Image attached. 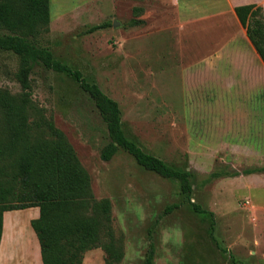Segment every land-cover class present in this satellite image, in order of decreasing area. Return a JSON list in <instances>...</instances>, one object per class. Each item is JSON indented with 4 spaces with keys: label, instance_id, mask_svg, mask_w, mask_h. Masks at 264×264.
Listing matches in <instances>:
<instances>
[{
    "label": "rangeland",
    "instance_id": "obj_1",
    "mask_svg": "<svg viewBox=\"0 0 264 264\" xmlns=\"http://www.w3.org/2000/svg\"><path fill=\"white\" fill-rule=\"evenodd\" d=\"M132 3L51 0L43 43L118 101L129 138L174 167L197 171L193 193L122 148L103 160L106 122L73 76L36 64L35 105L74 146L94 196L111 200L125 251L120 264H143L151 242L154 264H264V172L202 184L215 171L264 166V61L245 58L238 37L214 29L223 25L214 14L232 1L150 0L141 13ZM190 13L197 31L189 30ZM105 22L111 25L90 30ZM18 68L17 55L0 51V87L21 90ZM83 263L105 264L104 250L87 251Z\"/></svg>",
    "mask_w": 264,
    "mask_h": 264
},
{
    "label": "trees",
    "instance_id": "obj_2",
    "mask_svg": "<svg viewBox=\"0 0 264 264\" xmlns=\"http://www.w3.org/2000/svg\"><path fill=\"white\" fill-rule=\"evenodd\" d=\"M50 2L0 0V51L19 57L15 77L21 86L17 93L0 87V242L5 211L38 206L40 216L32 220V226L41 244L44 264H83L86 252L95 248L104 250L105 264H120L125 251L123 240L113 227L111 200L94 196L91 176L74 146L54 119L35 105L31 87L35 65L73 76L93 99L110 137L101 151L103 160L110 161L122 148L145 169L178 180L181 191L188 196L198 185L199 175L195 170L170 165L129 138L123 129L118 101L87 79L81 70L57 58L43 43L50 31ZM134 10L141 13L144 8L137 6ZM235 12L264 61L263 7L242 4L235 6ZM110 25L105 22L90 30ZM257 172H264V166L232 172L219 170L210 173L202 184L223 176ZM176 207L177 203L172 204L166 212ZM195 207L201 211L199 206ZM155 253V244L151 242L143 264H154Z\"/></svg>",
    "mask_w": 264,
    "mask_h": 264
},
{
    "label": "crops",
    "instance_id": "obj_3",
    "mask_svg": "<svg viewBox=\"0 0 264 264\" xmlns=\"http://www.w3.org/2000/svg\"><path fill=\"white\" fill-rule=\"evenodd\" d=\"M114 1H128L133 2L131 6H143L150 0H114ZM163 3L178 2L179 0H157ZM192 1V0H189ZM232 1L231 9L227 12H218L214 16H222L221 22L223 25L222 31L217 30L224 37L232 38L238 37L240 42L244 45V49H240L245 58L252 54L255 58L263 61L256 51L253 43L247 35L246 28L241 24L236 12L235 6L242 4L256 3L263 7L264 0H237ZM188 19L190 32L196 28L197 31V14L191 15ZM229 39V38H228ZM229 39V40H230ZM235 40V39H234ZM231 40L230 42H232ZM246 77V76H245ZM40 208L38 206H31L22 209L7 210L3 215V233L0 242V264H44L41 253V244L35 229L32 226V220L39 218ZM84 264V263H83Z\"/></svg>",
    "mask_w": 264,
    "mask_h": 264
},
{
    "label": "water",
    "instance_id": "obj_4",
    "mask_svg": "<svg viewBox=\"0 0 264 264\" xmlns=\"http://www.w3.org/2000/svg\"><path fill=\"white\" fill-rule=\"evenodd\" d=\"M118 25H119L118 21H117V20H115V21H114V23H113V26H115V27H116V26H118Z\"/></svg>",
    "mask_w": 264,
    "mask_h": 264
}]
</instances>
